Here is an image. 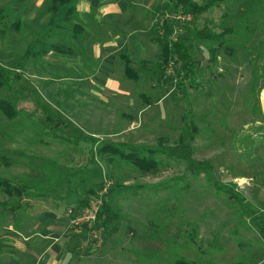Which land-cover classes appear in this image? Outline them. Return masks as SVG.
I'll use <instances>...</instances> for the list:
<instances>
[{
  "label": "rangeland",
  "instance_id": "obj_1",
  "mask_svg": "<svg viewBox=\"0 0 264 264\" xmlns=\"http://www.w3.org/2000/svg\"><path fill=\"white\" fill-rule=\"evenodd\" d=\"M81 1L55 16L53 0H0V179L22 189L0 184V264L38 263L26 249L46 213L63 238L40 249L58 264H264V0H220L197 19L218 39L188 43V96L172 70L157 72L166 0ZM185 134L234 195L177 158L160 153L159 170L143 173L101 151L174 148ZM91 189L118 214L108 228L94 226L101 210L73 222Z\"/></svg>",
  "mask_w": 264,
  "mask_h": 264
},
{
  "label": "trees",
  "instance_id": "obj_2",
  "mask_svg": "<svg viewBox=\"0 0 264 264\" xmlns=\"http://www.w3.org/2000/svg\"><path fill=\"white\" fill-rule=\"evenodd\" d=\"M75 1L77 0H53L51 5V11L54 13L53 15H59L65 6L71 5ZM219 1L220 0H205V3L200 4L197 0H166V2H168V7L166 6V9L171 11L172 16L158 23L156 28L153 29V31H155V36L152 39L162 48L163 54V60L158 64L159 67L157 68L158 75L162 77L168 76V70H172L176 74V87L180 93L187 95V86H192L194 77L196 76L195 64L191 59L188 43L194 36L208 41L218 39L216 35L210 34V31L198 30L196 21L202 14L208 12L211 6L216 5ZM74 11L77 12L75 7H70L66 14L71 15ZM181 20L185 23H182ZM55 49L60 53H69V50L66 49L67 51H64L63 48L59 46H56ZM126 72L129 77L131 76L133 79L139 76L129 65ZM169 77L170 79L173 78L170 75ZM0 107L6 108L2 105ZM9 109L10 113H12L10 114L12 117L19 114L16 108H13V110L12 108ZM186 137L187 134L182 137L183 140L178 147L166 148L164 150L107 143L101 151L109 156V160L111 159L110 161L113 162L114 159L121 160L122 162L138 168L143 173L156 172L159 170L162 162L159 160L158 156L161 154L164 157L177 158L188 164V170L190 172L194 174H206L210 183L216 186V188H221L231 195H234L235 193L230 185H224L214 180L212 175L214 168L213 162H197L193 159L192 149L190 144L186 142ZM0 184L7 187L6 192L9 195H13V193L20 195L22 191V189L17 186L13 188L12 183L8 181L0 179ZM95 195L96 192L94 189H91L89 191V198L81 202V208L89 207L92 201H96L97 199L92 200V198L95 199ZM102 205L101 211L98 214V220L94 226L97 228H108L112 222L118 219V214L112 207L111 200L106 201V199H104ZM85 226L87 227V225ZM179 264H194V262L182 260Z\"/></svg>",
  "mask_w": 264,
  "mask_h": 264
},
{
  "label": "crops",
  "instance_id": "obj_3",
  "mask_svg": "<svg viewBox=\"0 0 264 264\" xmlns=\"http://www.w3.org/2000/svg\"><path fill=\"white\" fill-rule=\"evenodd\" d=\"M102 2V0H82L81 5L83 6L84 11H87L91 9L92 7L96 8L99 6V4ZM120 4L118 3H109L108 5H104L101 7V17H107L108 15H112V13H120ZM76 7V6H75ZM77 11V7L75 8ZM47 216H43V223H40L37 225V227H34V232L38 236L33 240V242H30V248H27L26 251L28 256L30 257H35L36 260L38 261L37 264H58V261L54 259L55 254L51 252L50 250L45 249V251H42L40 249L43 248V244L46 241L45 238H50V239H55V240H62V235L60 233L59 226H56L54 224H50L48 221L52 220V213H46ZM48 221L46 222V220ZM70 239L69 242L70 243ZM52 249H55L54 246L51 247ZM50 248V249H51ZM57 249V248H56ZM70 249V248H69ZM72 253H66V260L70 259ZM56 257V256H55Z\"/></svg>",
  "mask_w": 264,
  "mask_h": 264
},
{
  "label": "built area",
  "instance_id": "obj_4",
  "mask_svg": "<svg viewBox=\"0 0 264 264\" xmlns=\"http://www.w3.org/2000/svg\"><path fill=\"white\" fill-rule=\"evenodd\" d=\"M98 201H100V203H98ZM101 202H102L101 200L97 199L96 201H92L91 202L92 204H91L90 207H87V208H84V209H82L80 211H77L76 212L77 213L76 214V218L73 221L75 223L76 227H79L80 226V223L78 222V220H80V219L89 218V219H91L89 221H94L97 218L96 215L98 214V212L100 210V204H101ZM98 204H99V206H98ZM89 210H92V212L89 213ZM70 212L72 213L73 211H70Z\"/></svg>",
  "mask_w": 264,
  "mask_h": 264
}]
</instances>
